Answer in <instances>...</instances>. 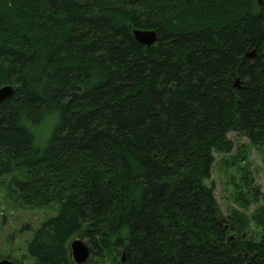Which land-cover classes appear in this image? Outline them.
<instances>
[{
	"label": "trees",
	"instance_id": "obj_1",
	"mask_svg": "<svg viewBox=\"0 0 264 264\" xmlns=\"http://www.w3.org/2000/svg\"><path fill=\"white\" fill-rule=\"evenodd\" d=\"M6 85L0 178L23 169L18 200L58 205L27 242L35 264H74V237L117 264H264L248 169L226 218L211 181L214 154L247 159L230 132L264 146V0H0Z\"/></svg>",
	"mask_w": 264,
	"mask_h": 264
},
{
	"label": "rangeland",
	"instance_id": "obj_2",
	"mask_svg": "<svg viewBox=\"0 0 264 264\" xmlns=\"http://www.w3.org/2000/svg\"><path fill=\"white\" fill-rule=\"evenodd\" d=\"M52 124L53 120H49L40 133L38 132L40 147L45 143ZM228 137L234 143L231 156H241L244 151L247 154V159L242 163L231 165L230 155L223 157V155L214 154L215 162L211 171L214 195L225 218L231 214L232 209L238 211L242 209L240 204L244 203L243 197L241 199L237 198H239V191L245 190L242 170L247 168L251 178V185L249 186L255 188L257 197V201L252 202L251 196L246 195L248 207L245 213L249 216L251 212L256 209L260 210L264 206V146L260 148L253 147L248 144L244 136L233 132H230ZM242 146L245 147L242 148ZM221 160H228V165L222 163ZM14 181H26L23 169L16 168L0 178V258L7 259L6 257H8L7 260L12 262L35 264V260L27 250V242L32 239L35 230L46 219L57 214L58 205L45 208H32L24 205L17 198L18 189ZM252 232H258V236L262 235L264 237V231H261L251 221L247 235H251ZM74 239L82 240L90 248V259L86 264H117V261H120L119 256L115 255L114 252L95 254L86 239L74 237L70 242Z\"/></svg>",
	"mask_w": 264,
	"mask_h": 264
},
{
	"label": "water",
	"instance_id": "obj_3",
	"mask_svg": "<svg viewBox=\"0 0 264 264\" xmlns=\"http://www.w3.org/2000/svg\"><path fill=\"white\" fill-rule=\"evenodd\" d=\"M133 36L135 40L144 45L152 46L156 43V33L154 30L134 29ZM253 53H248L246 56L251 57ZM236 84V83H235ZM237 85V84H236ZM13 95V88L6 85L0 88V103ZM71 257L74 264H86L90 259V248L80 239H74L69 244ZM123 261V260H122ZM0 264H17L7 259L0 260Z\"/></svg>",
	"mask_w": 264,
	"mask_h": 264
}]
</instances>
